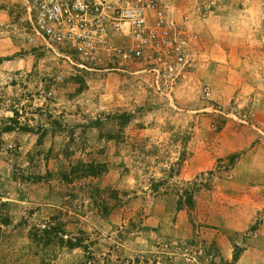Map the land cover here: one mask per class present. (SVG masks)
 Here are the masks:
<instances>
[{"label": "rangeland", "instance_id": "1", "mask_svg": "<svg viewBox=\"0 0 264 264\" xmlns=\"http://www.w3.org/2000/svg\"><path fill=\"white\" fill-rule=\"evenodd\" d=\"M196 1L169 101L136 63L69 65L0 0V264H264V92L225 103L195 52L237 49L226 26L264 49V0Z\"/></svg>", "mask_w": 264, "mask_h": 264}, {"label": "built area", "instance_id": "2", "mask_svg": "<svg viewBox=\"0 0 264 264\" xmlns=\"http://www.w3.org/2000/svg\"><path fill=\"white\" fill-rule=\"evenodd\" d=\"M31 42L69 65L88 70L108 59L118 66L142 63L153 92L172 100L192 63L186 38L189 14L179 0H19ZM227 0H197L192 13L205 18Z\"/></svg>", "mask_w": 264, "mask_h": 264}, {"label": "crops", "instance_id": "3", "mask_svg": "<svg viewBox=\"0 0 264 264\" xmlns=\"http://www.w3.org/2000/svg\"><path fill=\"white\" fill-rule=\"evenodd\" d=\"M253 10L254 8H252ZM227 11L229 12L230 8ZM227 13L222 19H226L228 22L232 19V16H230L231 13ZM239 22L242 23L241 20ZM223 33H226L225 37H227V42L230 45L237 43V49H227L224 46L220 49L217 44L206 45L205 47L200 44L195 48L198 58L201 59V64L206 61L208 62V68L214 70L210 74L209 82L219 88L217 90L223 95L225 103L232 100L238 101L235 96H240L246 101L252 99V97L260 96V93L264 92V49L262 45H259L258 41H246L242 36V38H239L234 29L229 31L228 26L222 30ZM256 63L262 66L261 75L255 73L256 71L259 72V66L255 69L252 67ZM137 65L144 68L142 63H137ZM218 80H220V83H217ZM189 84L186 86H189Z\"/></svg>", "mask_w": 264, "mask_h": 264}, {"label": "trees", "instance_id": "4", "mask_svg": "<svg viewBox=\"0 0 264 264\" xmlns=\"http://www.w3.org/2000/svg\"><path fill=\"white\" fill-rule=\"evenodd\" d=\"M8 131H10V129H8ZM236 159H238V155H234V156L228 158V161L230 162V165H232L235 162Z\"/></svg>", "mask_w": 264, "mask_h": 264}]
</instances>
